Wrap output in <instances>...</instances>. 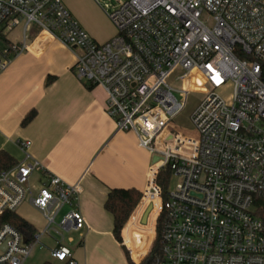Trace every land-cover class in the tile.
<instances>
[{"label":"built area","instance_id":"2783aa9c","mask_svg":"<svg viewBox=\"0 0 264 264\" xmlns=\"http://www.w3.org/2000/svg\"><path fill=\"white\" fill-rule=\"evenodd\" d=\"M94 1L116 28L104 44L66 0H0V41L23 28L22 42L0 46V73L28 51L27 35L37 28L74 54L79 81L105 91L117 130L134 133L140 148L158 158L138 205L142 216L152 207L147 223L153 219L154 232L140 263L163 217L161 245L148 264H264V0H116L104 7ZM195 87L203 99L190 115L197 132L191 137L172 122ZM21 147L23 159L0 174V218L28 204L47 227L30 245L4 225L0 264H24L53 225L85 228L76 209L81 187L45 172L31 142ZM165 169L177 180L166 193L158 182ZM36 171L43 173L37 191L30 185ZM52 258L76 264L65 248Z\"/></svg>","mask_w":264,"mask_h":264},{"label":"crops","instance_id":"0c3cea01","mask_svg":"<svg viewBox=\"0 0 264 264\" xmlns=\"http://www.w3.org/2000/svg\"><path fill=\"white\" fill-rule=\"evenodd\" d=\"M87 1L90 5L66 0L84 29H89L85 6H94ZM113 35L100 41H109ZM22 41L23 28L18 27L8 33L6 41H0V46ZM27 43L28 51L0 73V151L7 152L18 164L24 157L21 143L31 142L30 153L45 172L81 187L76 209L85 219V228L69 231L73 236L68 243L57 245L51 256L65 248L76 264H129L125 247L132 261L139 264L154 239L153 219L143 225L142 207H137L122 231L120 243L105 202L111 189L143 193L154 159L140 148L134 133L117 130L106 113L105 91L78 80L76 58L69 49L37 28L27 35ZM32 111L36 112L34 120L22 126ZM42 181L43 173L36 171L30 185L37 191ZM20 208L26 215L16 214L35 227L36 236L42 234L47 227L43 215L28 204Z\"/></svg>","mask_w":264,"mask_h":264},{"label":"trees","instance_id":"16d2710c","mask_svg":"<svg viewBox=\"0 0 264 264\" xmlns=\"http://www.w3.org/2000/svg\"><path fill=\"white\" fill-rule=\"evenodd\" d=\"M51 80H48V85ZM92 88V87H90ZM36 116V112H30L23 120L22 126H27L30 124ZM17 165V161L11 157L7 152L0 151V174L4 171L10 170ZM171 172L165 169L159 177V185L161 186L164 193L167 192V183ZM142 199V193L136 189H111L109 191L107 200L105 202V209L112 214L114 218V236L116 240L123 243L122 231L129 222L132 214L138 207ZM259 216L264 219V204L260 205ZM162 223L163 217L158 220L156 227V240L152 252L147 255L140 264H148L153 255L159 250L161 245L162 236ZM4 225H11L16 228L24 237L26 244H33L35 242V237L37 231L35 227L20 217L18 214L13 212H6L0 218V229ZM126 251V256L128 258L129 264H135L129 251L124 247ZM44 264H58L56 262H45Z\"/></svg>","mask_w":264,"mask_h":264},{"label":"rangeland","instance_id":"374dc122","mask_svg":"<svg viewBox=\"0 0 264 264\" xmlns=\"http://www.w3.org/2000/svg\"><path fill=\"white\" fill-rule=\"evenodd\" d=\"M82 1L85 5L89 4L87 0H82ZM115 1L116 0H100L103 7H104L105 3H114ZM91 2L94 6H92V5H91V7L85 6V9H86L85 10V12H86V18L85 19H86V24L89 27V29L88 28H85V29H86V32L90 35V37L96 43L104 44L107 41L102 42V41H100V38L101 37H107V36L109 37L115 33L113 35V37H114L116 35V28L114 27V25L112 24L110 19L106 16L102 7L97 5L94 0H91ZM113 37H111V38H113ZM189 84H190V86H193L194 82H190ZM202 99H203L202 90H200L198 87L193 88L192 92L189 96V99H188V107L186 108V110L181 115H179L172 122V124L176 127L177 130L183 132L185 135H188L191 137H197V132L193 128L191 121H190V115L193 112V110L195 109L198 102ZM176 182H177V180L175 179L174 176H169L168 183H167V190L173 189L175 187ZM65 211H67V208H65L63 210L62 214ZM17 213H19L21 215H26V213L21 208H19L17 210ZM62 214L59 215V217L57 218V220H56L57 224L60 222ZM44 221L46 222L45 219H44ZM46 225H47V222H46ZM147 225H148V223H146V226ZM71 236H73L72 232L62 231L56 225H53L47 233L43 234L40 242L35 246L31 256L27 259V261L24 264H43V262H46V261H54L52 256H51L52 250H54L57 247V245H59V244H67L69 239L71 238ZM155 240H156V238H155ZM154 244H155V241L153 243V247H154ZM148 250H149V247H148Z\"/></svg>","mask_w":264,"mask_h":264},{"label":"water","instance_id":"95a60500","mask_svg":"<svg viewBox=\"0 0 264 264\" xmlns=\"http://www.w3.org/2000/svg\"><path fill=\"white\" fill-rule=\"evenodd\" d=\"M157 161H158V158H154L153 162H157ZM151 210H152V207L150 206V207L147 209L146 213L144 214V216H143V220H142V224H143V225H146V223H147V219H148V215H149V213L151 212Z\"/></svg>","mask_w":264,"mask_h":264}]
</instances>
